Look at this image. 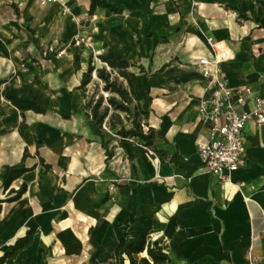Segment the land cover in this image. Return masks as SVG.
<instances>
[{
  "label": "crops",
  "instance_id": "1",
  "mask_svg": "<svg viewBox=\"0 0 264 264\" xmlns=\"http://www.w3.org/2000/svg\"><path fill=\"white\" fill-rule=\"evenodd\" d=\"M106 1L122 11L0 0V200L9 171L28 168L9 186L25 183L22 197L0 202V256L36 226L14 264H116L124 233L133 244L160 240L163 264H264V125L245 123L242 164L223 184L198 153L209 132L198 107L210 90L200 57L216 59L232 88L264 97V0ZM77 37L90 47L71 44ZM108 48L144 67L131 70L140 101L150 85L151 113L140 117L157 133L150 146L85 116L82 72ZM6 96L45 111L22 116Z\"/></svg>",
  "mask_w": 264,
  "mask_h": 264
},
{
  "label": "trees",
  "instance_id": "2",
  "mask_svg": "<svg viewBox=\"0 0 264 264\" xmlns=\"http://www.w3.org/2000/svg\"><path fill=\"white\" fill-rule=\"evenodd\" d=\"M96 7L108 8L113 13L122 11L121 7L106 0H90L89 13H93ZM33 42L40 50L41 47L35 38ZM96 57L102 65L98 67L93 64V56H90L78 86L79 89L86 90L87 85L91 84L85 102V116L91 119L100 130L107 129L122 140L138 138L144 146H150L157 133L140 120V117L147 118L151 113L150 85L146 80L145 88L142 90V101H140L134 90L138 74L131 70L132 67H136L138 73H143L144 67L127 60L111 48L97 54ZM6 99L20 110L22 116L23 112L28 109L39 113L45 111L34 101L21 100L13 96H6ZM64 116L67 117V115ZM21 126L25 124L22 122ZM99 136L102 146L107 147L109 140L104 138L101 131ZM106 155L110 157L112 153L106 149ZM27 170L26 167H15L9 171L3 183V187L8 191L6 197L0 202H13L22 197L26 191L25 183L17 189L9 188V186L13 180ZM35 232L36 226H31L24 236L17 238L13 244L9 245L8 250L0 256V264H14L16 255L31 243ZM161 248L162 245L158 239L151 241L149 237L144 236L137 244H133L128 240V233H124L114 249L116 264H124L126 259L130 264H163L166 258L157 252ZM142 252H145L147 257L137 258L136 255Z\"/></svg>",
  "mask_w": 264,
  "mask_h": 264
},
{
  "label": "built area",
  "instance_id": "3",
  "mask_svg": "<svg viewBox=\"0 0 264 264\" xmlns=\"http://www.w3.org/2000/svg\"><path fill=\"white\" fill-rule=\"evenodd\" d=\"M39 4L54 3L57 0H37ZM64 12L69 9L64 6ZM89 45L84 37L74 38L73 44ZM208 43L214 48L211 38ZM63 51H59L61 55ZM198 65L203 78L208 80V96L200 101L198 113L201 119L209 123L208 140L198 145L200 168L216 176L221 184L229 174L242 164L245 153L242 131L248 120L264 125V97L247 87L232 88L216 59L200 57ZM210 87V88H209ZM251 102V108L243 106ZM152 154L151 151H148Z\"/></svg>",
  "mask_w": 264,
  "mask_h": 264
},
{
  "label": "rangeland",
  "instance_id": "4",
  "mask_svg": "<svg viewBox=\"0 0 264 264\" xmlns=\"http://www.w3.org/2000/svg\"><path fill=\"white\" fill-rule=\"evenodd\" d=\"M7 39H10V36H7ZM74 42V40H72L71 41V44ZM83 46H86V47H90V44L89 45H85V44H83ZM54 52V51H53ZM58 53H59V51L58 52H54V54H57L58 55ZM93 55H95V54H93ZM58 56H60V55H58Z\"/></svg>",
  "mask_w": 264,
  "mask_h": 264
}]
</instances>
